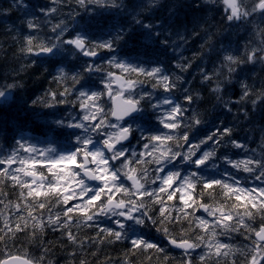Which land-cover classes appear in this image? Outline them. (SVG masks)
Listing matches in <instances>:
<instances>
[{"label":"trees","instance_id":"1","mask_svg":"<svg viewBox=\"0 0 264 264\" xmlns=\"http://www.w3.org/2000/svg\"><path fill=\"white\" fill-rule=\"evenodd\" d=\"M239 4L241 14L245 9L251 14L228 21L225 5L212 0H121L115 7L88 4L84 8L77 5V0H0V91L3 92L0 97V158L19 151V144L27 132L36 141L48 138L47 135L43 137V118L66 104L47 106L37 101L48 89L64 91L65 87L71 88V84L63 80L52 83V77L59 69L79 73L91 63L83 61L79 53L68 47L60 49L57 46L54 50L60 52L46 58L36 53L27 54L21 51L27 47V38L32 36L35 45L40 42L35 37L49 40L61 30H65V38L79 34L90 41H109L122 34L123 39L118 40L113 50L100 52L102 58L116 54L134 65L149 69L161 66L164 74L173 75L174 82L178 76L181 81L173 91L165 92L162 86H158V90H154V99L166 95L175 103L196 109L204 120L192 130L190 138L202 139L212 135V140L203 147L206 146L207 151L216 150V155L206 164L215 170L222 169L223 178H245L243 171L234 168L231 161L240 156L262 159L257 156L258 152L251 153L263 146L264 56L257 52L256 60L247 59L250 51L261 47L256 40L264 38V14L250 11L240 1ZM48 9H53L50 15L45 14ZM73 11L78 14L73 16ZM29 18L34 19L36 29L27 27ZM60 20L66 24L56 32L50 31V24ZM210 33H213L211 45L200 47ZM248 41L250 43L246 44ZM224 53L230 54L232 61L221 60ZM179 60L181 71L175 66ZM94 64H100V61L96 60ZM203 69L210 73L211 79L202 81ZM104 70L119 71L107 66ZM101 73L85 72L78 88L83 85L98 87L97 79ZM126 76L133 81H143L145 87L141 91H153L147 88L154 82L150 77L131 71ZM244 82L247 83L245 91L250 89L251 95L240 98ZM212 88H223V94L210 91ZM187 94H199L201 98L187 105L184 100ZM69 99L75 100V97L69 96ZM234 100L239 102L231 103V109L225 108L224 105ZM104 103L108 105L106 96ZM149 103L151 101H144L145 106L138 117L146 129L145 135L151 134L156 118L152 108L147 106ZM229 127L233 129L231 135L224 137L219 146L214 144L216 130ZM64 135V131L55 136L53 132L52 138L56 140ZM140 138L135 135L138 143H142ZM233 140L239 141L243 147L234 145ZM178 142L169 143L176 147ZM132 163L135 173H144L145 187L152 186L153 182L158 185L152 161L142 159ZM43 170V166H38L40 174ZM212 178L221 177L214 174ZM68 199L71 198L61 190L35 189L27 182L0 172V256L5 252L8 255L21 254L40 264H185L184 254L173 251L166 244V237L154 225L153 228L150 225L148 232L153 230L162 236L158 245L165 252L144 249L126 254L131 246L128 236L113 243L112 235L106 231L98 232L97 225L88 219L95 213V205L86 212L73 208L69 214L64 211ZM162 200H167L165 193L157 192L153 199L145 198L136 203L143 204L151 219L168 237L194 243L200 237L209 236L199 224L195 226L200 203L212 207L219 203L226 206L229 202L232 210H246L218 186L206 189L197 185L194 207L188 213H170V204L161 212ZM173 201H177V196ZM166 202L170 203L169 200ZM94 219H97L96 223L115 228L107 224L106 215L94 216ZM253 222L264 221L256 215ZM245 236L240 232L232 234L237 243L232 254L225 257L209 255L203 261L190 255L191 264H245V245L251 242Z\"/></svg>","mask_w":264,"mask_h":264},{"label":"snow or ice","instance_id":"2","mask_svg":"<svg viewBox=\"0 0 264 264\" xmlns=\"http://www.w3.org/2000/svg\"><path fill=\"white\" fill-rule=\"evenodd\" d=\"M121 0H77V5L81 8L87 7L88 4H92L100 7H115L120 5ZM225 9L228 12L227 20L232 21L234 19H239L241 16L247 17L251 13L245 9L243 14L239 11V4L237 0H223ZM53 9L45 10L46 15H50ZM94 10V9H90ZM256 9H253L255 11ZM258 10L264 12V0H258ZM78 13L73 11L72 15L75 16ZM139 22V18L137 20ZM64 20H60L55 23L50 24V31L56 32L57 29H60L62 25H65ZM26 25L29 29H36V25L33 18H29L26 21ZM206 30V29H204ZM10 31V29H9ZM199 33H195L198 35ZM19 36L18 34H16ZM33 37L29 36L27 38V47L26 49H21V51H26L27 54L33 53H51L54 48L58 45L68 44L71 45L74 49L83 53L84 55L94 58L99 55L101 51H111L117 46V42L120 39H123V35H119L116 39L109 41H90L86 37H83L79 34L65 38V30H61L56 36L45 40L39 36L35 37L40 42L33 45ZM183 39V37H181ZM213 40V33H210L200 45H211ZM250 43L248 41L246 44ZM257 45L261 47L256 48L253 51H250L248 54L247 61H254L257 57V52L260 55L264 56V38L256 40ZM245 44V45H246ZM210 46L208 47V49ZM207 49V50H208ZM245 50V47H244ZM242 51V53L244 52ZM228 59L231 60V55L224 53L221 60ZM181 60V59H180ZM180 60L175 62V66L180 71L182 70ZM115 68L121 72H135L138 75L148 76L154 82L150 83L147 88H150L153 91H141L144 88L143 81H131L130 83L126 82L125 87H121L120 91L116 96H112L111 93V84L105 83L106 79L115 80L116 75L114 72L105 71L104 68ZM100 71L105 74L103 80V89L100 91H85L78 88V85L83 78L85 72ZM202 81H207L211 79L210 73L206 72L203 69ZM60 80L68 82L71 84V88L65 87L64 91L48 89L44 96L40 98L37 102H43L47 106L56 105V104H70L77 107L80 110V119L78 121H73L72 124L75 127L81 129H87L91 133H100L102 135V150H92L90 145L93 143L92 138L89 137H77L80 142V147L71 154L63 155L58 158H49L43 151H37V149L31 144H25L21 142L19 144V151H14L7 157L0 158V169H3V174L5 176H12V179L15 178L13 174L12 165L14 163H19L20 168L16 169V173H20L26 162L31 161L35 163L36 161L41 162L47 169L52 168V174L59 173L61 169L65 171H71L75 175L77 191L79 195L72 196L71 199H68L64 203L65 213L70 214V210L74 207H79L86 202L96 206V211L93 215L89 216L88 219L91 223L97 225L98 232H107L112 235L113 243L118 241H123L126 239L127 234L124 231L125 221L128 219H134L137 223L144 224L151 222L158 231L163 233L167 238L168 236L161 231L159 226L151 219L150 214L145 209L143 204L137 205V200L143 201L145 198L153 199L155 193H165L166 199L173 200L177 195L180 197V202L183 203L182 191H188L190 189L194 190L197 185L202 186L203 188L216 187L219 185H230L240 193L251 194L254 198H258L260 201L259 206H253L252 211H248L246 216L251 219L254 214L259 215L261 220L264 221V186L246 188L240 186V182L231 179H215V180H206L203 177H180L179 172L171 171L165 172V165L167 162H176L189 161L192 160L196 166L205 164L211 157L216 155V150L204 151L200 154L201 146L206 144L209 140H212V135L202 138L199 141H192L190 139L191 132L194 128L200 125L203 122V118L196 112V109H189L186 106H182L178 103H173L171 99H163L162 101H155L154 99V90H158V86H162V90L165 92L173 91L178 83L181 81L177 76L175 77V82L173 75L164 74L162 72L161 66H153L150 69L144 66L132 65L126 62L119 61L116 58H110L107 61H102L100 64L89 63L85 66L83 72L79 73H68L63 68L59 69L58 74L52 77V83H57ZM15 83V82H14ZM10 87L12 85H9ZM243 94L240 96L251 95L250 89H247V83L242 84ZM223 88H212L210 91L222 93ZM107 92L108 97L112 100V104L109 106L108 111L100 107H96V102L100 101ZM3 96V92L0 91V97ZM69 96H74L75 100H70ZM201 96L199 94H187L184 97L187 105H191L194 100H199ZM260 97L256 98L253 103H256ZM151 101L147 106L152 108L157 112L156 119L160 122L162 128L165 130L162 134H143L141 133V138L144 140V143L141 145L143 151L137 153L136 150L128 152L126 148L121 146L128 140V138L133 134L135 129L131 125H125L124 120L133 112L142 109L145 104L144 101ZM239 101H231L227 103L225 108L231 109V103ZM244 111V110H243ZM190 113V114H189ZM114 117L115 122L107 121L106 117ZM175 130V131H172ZM233 129L223 128L217 129L213 134L216 136V139L213 140V143L217 146L220 145V141L226 137L230 136ZM179 141L176 144L175 149L168 148L165 142ZM232 143L237 147H243L239 141L233 140ZM151 149L152 159L153 154L157 150L162 152V155L157 159L155 165L156 181L158 185L153 182L151 187H139L136 188V182L138 181L137 176L134 174L135 169L128 167L129 163L139 162L142 160L148 150ZM105 153L109 155L106 156ZM22 154H28V160L21 159ZM130 157L134 158V161H130ZM81 159L83 162L77 165V169H65V162H71L76 164L77 160ZM227 159V158H225ZM119 160L120 167L115 168L113 162ZM251 162L250 167H242V163ZM90 165L94 167H90ZM231 165L237 170H242L245 173L254 174V179L264 182V159H255L247 157L246 159H238L231 161ZM55 166V167H53ZM128 168V171L124 173V177L127 178V181H130L131 184L127 187L126 184L121 182V176L119 175L121 168ZM80 169L83 170V177L87 178L89 181L99 182V186L95 187L93 184L86 182L84 178L77 179L81 175ZM63 175V173H60ZM111 180V183L108 184V180ZM31 184V183H29ZM126 192H130L132 195V200L125 203L120 198H115L112 200V204L119 208L118 212L113 213L111 216L116 217L114 223L117 225L116 228H109L103 226L99 223H96L100 215H107L111 205L105 206L110 198L116 197V194L119 193L120 197L124 196ZM70 202H72L70 204ZM99 202V203H97ZM162 208H166V205H161ZM200 209H203L209 217H212L215 220L214 212H210L207 206H201ZM68 217L66 216L65 219ZM203 221L207 219L201 218ZM240 223L245 226V232L247 235L245 239L250 240L251 242L245 245L247 254L245 256V264H264V222L255 224L250 230L247 225L246 220H240ZM68 234H66V237ZM175 247L184 250L185 264H191V256L188 254L189 250L201 249L202 245H196L192 249H186L180 245L179 242L173 243L172 239H167ZM130 247L128 253L130 254L133 250L143 251L144 249H154L158 252L164 253L165 250L159 245L154 244L148 240L141 238H136L130 241ZM228 245L225 244L224 247ZM202 252V251H201ZM200 252V253H201ZM201 261L204 260V256L199 254ZM11 257L5 252L3 256H0V264H9Z\"/></svg>","mask_w":264,"mask_h":264},{"label":"rangeland","instance_id":"3","mask_svg":"<svg viewBox=\"0 0 264 264\" xmlns=\"http://www.w3.org/2000/svg\"><path fill=\"white\" fill-rule=\"evenodd\" d=\"M212 1H219V2H222L223 4H224V2H223V0H212ZM242 2L243 3V5L244 6H248V9L250 10V11H253V9H256L255 11H253V12H255L256 14H259V13H264V12H260L259 10H258V8H257V5H258V1H251V0H238V2ZM112 85V84H111ZM115 90V89H114ZM115 91H117V90H115ZM97 149H99V148H96V149H94V150H97ZM100 150V149H99ZM64 155H68V153L67 154H64ZM60 156H63V155H58L56 158H58V157H60ZM24 160H27V157H25L24 158ZM32 162L31 161H28V162H26V164H28L29 166L31 165V167H32V164H31ZM21 167V165L20 166H16V167H13L12 166V169H13V174H21V173H16V169H18V168H20ZM23 168H25V167H23ZM23 168L22 169H20V172H22L23 173ZM28 175V174H27ZM29 177V176H28ZM189 192V190L188 191H183V196L184 197H186V194ZM214 212V211H213ZM214 214H215V212H214ZM204 217H207V218H204V219H207V220H210L209 218H212V217H209V216H205L204 215ZM230 239L231 238H227V240L225 241V242H218V238H216V239H212V240H208V241H205V242H203L202 243V248H203V250H202V252H201V254L200 255H203V256H205V255H207L208 253H210V252H215V251H224V252H230V250H231V248H230V246H231V244L230 243H228V241H230ZM224 243H226L228 246L227 247H224ZM196 250V249H195Z\"/></svg>","mask_w":264,"mask_h":264},{"label":"water","instance_id":"4","mask_svg":"<svg viewBox=\"0 0 264 264\" xmlns=\"http://www.w3.org/2000/svg\"><path fill=\"white\" fill-rule=\"evenodd\" d=\"M42 55L44 53H41ZM117 79H118V85H121L123 82H124V79L117 76ZM137 114V111L133 112L132 114H130L128 117H131V116H134ZM126 117V118H128ZM125 118V119H126ZM111 205V204H109ZM182 247L186 248V249H189L191 246L189 244H180ZM174 246V245H173ZM175 247V246H174ZM177 248V247H176ZM179 249V248H178ZM182 250V249H181ZM9 264H32L31 262H29L28 260L22 258V257H19V256H14V257H11L10 261H9Z\"/></svg>","mask_w":264,"mask_h":264}]
</instances>
